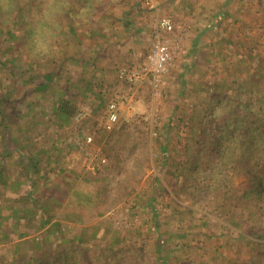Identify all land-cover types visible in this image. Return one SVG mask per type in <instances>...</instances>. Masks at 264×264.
Segmentation results:
<instances>
[{"label": "rangeland", "instance_id": "374dc122", "mask_svg": "<svg viewBox=\"0 0 264 264\" xmlns=\"http://www.w3.org/2000/svg\"><path fill=\"white\" fill-rule=\"evenodd\" d=\"M67 1L75 3L76 0H65L66 5ZM63 2L64 0H0V92L16 90L15 98L25 95L23 102L15 103L13 107L14 116L18 117L13 123L23 127L19 129L20 143L23 144L24 140L28 139L26 144L31 149H24L22 144L13 142L9 134L6 137L5 146L9 148L14 159L18 156L23 158L24 163L21 162L17 168L27 164L30 169L32 166L30 164L33 163V160H37V157L43 167L46 166L48 160H53L54 163L50 168L55 173L45 171L41 174L46 173L54 185L63 187L64 194L59 193L58 196L64 202L65 208H69L71 212L73 208L79 209L86 205L85 197L90 198L99 192L100 188H103L105 192L101 199L103 207L97 206L96 197L87 206L90 209L86 213L80 209L84 214L82 220H87L89 222L87 226H91L86 228L87 235L97 233L99 236L95 241L97 248L104 247L108 242L113 243L120 251L118 258L121 259V264H141V248L147 243L149 246H154L158 234L156 231L148 232L150 225L146 223V220H149L152 215L149 209L144 210L141 207L143 199L149 196L148 193L145 195L144 193L150 192L154 188L159 196L155 201L156 207L163 214H167V217H164L166 220L169 219L168 214L171 209L169 204L177 203L179 204L177 207L195 205L190 199H184L181 192L179 195L175 192L178 187L181 188V185L194 184V179L189 177L190 172H193V158L187 163L189 166L184 175L181 177L174 175L178 159L181 158L186 165V155L184 157L182 153L187 146H190V156L191 154L193 156L201 155L198 151L201 145L198 149L195 146L194 149V143L199 138L196 133L197 127H190V119L194 113L190 106L180 105L179 107L183 108L182 111L178 108V113L176 112L175 117L171 119V121L177 122L175 127L170 130V134L165 133L163 127L166 125L162 124L171 122L168 121L170 115L163 113L162 107L172 111L170 107L175 104L173 97H166V94H171V87L168 86L169 83H166L167 76H165L164 90L166 94L154 97L152 84L150 87L149 80H145L142 89L146 91V98L150 94V99L148 98L147 103H143V107H138L130 117L121 115L116 123L109 122L104 106L102 112L93 111L92 106L94 107V103L98 104L101 100L98 98L102 96H93L91 100H86L80 94L72 97L79 105L74 120L63 125L56 122L54 120V105L59 100V85L67 87L71 83V86L76 82L74 79L88 80V75L91 78L88 82L92 89L91 93L100 94L104 85L101 83V79L96 78V82L92 81L94 78L92 66L85 65L84 67L82 64L75 63L76 57H85L86 52L72 45L76 44V39L73 33L67 32L68 24L72 23L71 21L76 25L86 24V26L91 25L92 22L85 23L87 18L83 16L70 17L67 9L62 8ZM105 7L107 8L108 4H105ZM227 8L238 9V12L242 10L244 16L249 18L245 21L248 24L244 23L246 24L244 30L236 31L238 37L243 36L244 32L243 40L245 41H240L239 51H244V47H240L243 43L252 45L254 52L260 55L261 62L264 63V0H231L228 2ZM104 10L108 9H99V11ZM16 20L17 25L15 26H19L17 33L21 35V38L13 44L6 39L8 38L6 32L14 26ZM228 27L227 24L224 25V40L221 41L226 43L228 49V53L222 61V68L227 76L229 68L236 74L232 68L235 67V59H237L232 47V35L230 36L232 31L229 33ZM10 44L13 45L10 46ZM71 45L72 47H70ZM4 48L8 49L3 51ZM97 63H95L94 70L99 69V66L96 67ZM219 67V65L215 67L216 73H219ZM14 68L15 70H13ZM58 70L60 73L57 72ZM49 72L54 74L53 81L48 88L37 92L29 91L36 89L37 84L44 80L43 76ZM94 75L99 77L97 74ZM79 83L78 87L83 88L85 81ZM27 90L28 92H26ZM172 92H174L173 89ZM103 100L107 102L108 98L104 97ZM203 102L206 104L205 99ZM182 116L186 119L185 122L183 121L184 123L179 122V118ZM195 117L197 118L198 115ZM26 130L27 133L23 134ZM161 135L169 138L170 148L166 154L161 151L158 143L159 140H163ZM209 135L202 137L205 140ZM88 136L93 138L91 144L87 143ZM40 145L50 147L52 153L49 156H40L38 148ZM19 146L22 150L20 155L16 153ZM2 150L3 145L0 142V152ZM167 158H170L168 159L169 164L164 165ZM13 170L10 171V174ZM46 174L43 177H46ZM11 176L16 178L15 175ZM154 176L161 177V184L153 182ZM54 185L52 186L54 187ZM47 191L50 193V189ZM8 194L9 192L6 190L5 195L8 196ZM202 204L207 208H211L213 205L212 203L205 205L206 201L204 200L199 206H203ZM195 207L198 205L196 204ZM103 209L111 211L99 217L97 211ZM65 216L64 213L61 215L59 213L56 219L63 220ZM69 222H74V220H69ZM177 222L176 219L170 227L163 226L161 230L172 231L178 228ZM222 222L210 220L208 225L203 223L201 230L208 235L215 232V236L219 238L220 233L223 232ZM96 223L102 225L97 228ZM194 223L199 224V219L193 220L187 217L184 221L185 230L187 231L189 225L192 226ZM210 223L213 225L209 226ZM114 229H117L118 232L116 233ZM193 230L196 236L194 244L202 246L199 252L207 255L212 254L211 251L208 252V248L215 246L217 237L207 239L204 234L196 232L197 229ZM220 238L217 240L218 243L222 242ZM51 239L56 240L57 238L51 237ZM199 240L204 243L202 244ZM226 241L227 237H224L223 242ZM174 242L175 240L170 241L169 246H173ZM6 247L12 250L14 245L12 243Z\"/></svg>", "mask_w": 264, "mask_h": 264}, {"label": "trees", "instance_id": "16d2710c", "mask_svg": "<svg viewBox=\"0 0 264 264\" xmlns=\"http://www.w3.org/2000/svg\"><path fill=\"white\" fill-rule=\"evenodd\" d=\"M15 25L17 20L5 34L8 36L6 39L13 44L21 38L17 33L19 26ZM232 43L237 57L232 71L236 74L230 71L231 68L227 69L228 76L224 72L222 81L211 86V90L207 89L206 104L192 110L194 116L190 119V127H197L199 137L194 143V149L201 145L198 150L201 155L190 156V146H187L182 153L184 157L186 155V165L180 158L174 168V175L181 177L189 166L187 163L193 158V172H190L189 177L194 179V184L181 185V188L174 190L178 195L181 192L184 199H190L198 207L169 204L171 209L169 219L166 220L164 217L167 214L156 207L155 201L159 196L154 188L144 193L149 196L143 199L141 207L149 209L152 215L146 220L150 225L148 232L156 231L158 234L154 246L147 243L141 248V264H264V63L261 62L260 55L254 52L252 45L241 44L245 48L240 52V41ZM57 72L60 73L59 70ZM53 74H45L44 80L37 84L36 89L29 91L37 92L48 88L53 81ZM76 79L71 86L70 83L67 87H58L60 95L54 105V120L61 125L72 122L78 113L79 105L72 97L76 94L86 100L93 97L90 95L92 89L90 83L88 85L89 81ZM80 81H85L83 88L78 87ZM15 92L16 90L0 92V142L3 145L0 152V264H121L118 248L111 242L97 248L95 241L99 236L95 232L87 235L86 228L91 226H87V220H82L84 214L80 209L86 213L93 198L97 197L95 203L98 207H103V188L92 197H85L86 205L79 209L73 208L74 212H71L58 196L59 193L64 194L63 187L54 185L46 173V177L41 174L45 171L55 173L50 168L53 160H48L43 167L37 157L30 164H35L33 168L31 166L28 169L27 164L17 168L21 162L24 163L23 158L18 156L14 159L5 146L8 134L13 142L22 144L19 129L23 127L13 123L18 118L14 116L13 107L15 103H22L25 95L15 98ZM104 97L102 95L98 98L101 99L98 104L94 103V112H102L104 108L108 110L110 102H105ZM184 120L183 116L179 118V122ZM162 125H166L163 127L165 133L170 134L176 124ZM25 133L27 130L23 134ZM207 134L210 135L204 140L202 136ZM161 137L163 140L158 143L161 151L166 154L170 148L169 138L164 135ZM27 141L28 139L24 140L22 146L28 150L31 148L27 146ZM38 148L40 156L52 153L51 148L45 145ZM16 153H22L21 147ZM168 159L170 158L165 159L164 165L169 164ZM161 180L158 176L153 178V182L157 184H161ZM49 189L50 193L47 191ZM6 190L9 192L8 196L5 195ZM203 200L206 201L205 205L212 203V207L207 208L203 204L200 207ZM110 211L98 210L97 215L101 217ZM59 213H64L65 219H56ZM187 217L199 219L200 223L189 225L186 231L184 221ZM176 219L178 228L172 231L161 230L163 226L170 227ZM210 220L219 223L223 221L220 243L215 232L208 235L201 230L203 223L208 225ZM100 225L102 224L96 223L97 228ZM193 229H197L196 232L204 234L207 239L217 237L215 246L208 248V252L211 251L212 254L199 252L202 246L194 244L196 236ZM114 231L118 232L117 229ZM51 237L57 239L52 240ZM224 237H227L226 242H223ZM174 240L173 246H169L168 243ZM12 243V250L6 247Z\"/></svg>", "mask_w": 264, "mask_h": 264}, {"label": "crops", "instance_id": "0c3cea01", "mask_svg": "<svg viewBox=\"0 0 264 264\" xmlns=\"http://www.w3.org/2000/svg\"><path fill=\"white\" fill-rule=\"evenodd\" d=\"M144 1L76 0L75 3L67 1L66 5L64 0L62 8L67 9L70 17L83 16L87 18L85 23L92 22L89 26L76 25L73 21L68 24L67 32L73 33L76 39V44L72 45L86 52L85 57H76L75 63L84 67L92 66V81L96 82L97 78L104 84L100 94L92 92L90 95H103L108 98L107 101L116 102L120 108V117H130L138 107H143V103L150 99V94L146 98L142 85L145 80H149L151 87V81L147 75L135 81L125 80L121 76V70L142 66L149 51L151 30L156 18L163 14L164 10L169 11L175 17L177 30L184 33V45L187 50L166 74V83L171 87V94H165L166 97H173L175 104L170 107L172 111L165 107H162V110L166 115H170L168 121L176 124L177 122L171 119L178 108L182 111L180 105H188L192 110L201 107L207 89L211 90V86L221 82L224 77L222 61L228 53L226 43L221 42L224 40V25L229 26V33L232 31V42H244V32L241 38L236 31L244 30V26L248 24L245 21L249 18L244 16L242 10L238 12V9L227 8L231 0H154L159 6L157 11L145 6ZM105 4H108L107 8ZM98 8L108 10L99 11ZM236 38L238 41L235 42ZM95 63L99 69L94 70ZM218 65L219 73H216L215 67ZM87 77L90 81L89 75Z\"/></svg>", "mask_w": 264, "mask_h": 264}, {"label": "built area", "instance_id": "2783aa9c", "mask_svg": "<svg viewBox=\"0 0 264 264\" xmlns=\"http://www.w3.org/2000/svg\"><path fill=\"white\" fill-rule=\"evenodd\" d=\"M145 6L159 10L154 0H145ZM159 13V12H157ZM151 43L146 60L139 68H123L121 76L128 81L138 80L145 75L150 77L154 97L164 95V78L169 68L176 60L185 55L187 50L184 45V33L177 30L175 17L164 10L159 14L151 30ZM119 106L116 102H110L107 110L110 123L119 121ZM93 138L88 136L87 143L91 144Z\"/></svg>", "mask_w": 264, "mask_h": 264}]
</instances>
